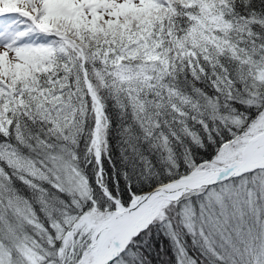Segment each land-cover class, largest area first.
Masks as SVG:
<instances>
[{"label":"snow or ice","instance_id":"1","mask_svg":"<svg viewBox=\"0 0 264 264\" xmlns=\"http://www.w3.org/2000/svg\"><path fill=\"white\" fill-rule=\"evenodd\" d=\"M0 264H264V0H0Z\"/></svg>","mask_w":264,"mask_h":264}]
</instances>
